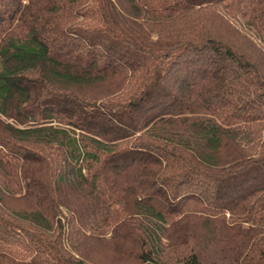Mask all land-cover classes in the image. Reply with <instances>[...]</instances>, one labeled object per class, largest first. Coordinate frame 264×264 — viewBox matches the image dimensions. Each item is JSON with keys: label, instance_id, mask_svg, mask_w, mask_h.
I'll return each instance as SVG.
<instances>
[{"label": "trees", "instance_id": "trees-1", "mask_svg": "<svg viewBox=\"0 0 264 264\" xmlns=\"http://www.w3.org/2000/svg\"><path fill=\"white\" fill-rule=\"evenodd\" d=\"M264 0H0V264H264Z\"/></svg>", "mask_w": 264, "mask_h": 264}, {"label": "rangeland", "instance_id": "rangeland-1", "mask_svg": "<svg viewBox=\"0 0 264 264\" xmlns=\"http://www.w3.org/2000/svg\"><path fill=\"white\" fill-rule=\"evenodd\" d=\"M239 40H235V45L240 52L245 54L246 57L260 61L259 67L264 72V44L258 43L257 46L251 47L249 43L243 42L242 37L237 34L235 36Z\"/></svg>", "mask_w": 264, "mask_h": 264}]
</instances>
